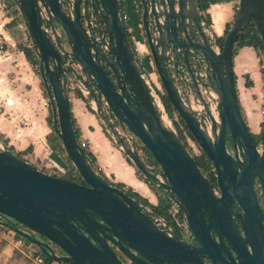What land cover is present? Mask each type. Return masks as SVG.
Wrapping results in <instances>:
<instances>
[{
	"label": "water",
	"instance_id": "water-1",
	"mask_svg": "<svg viewBox=\"0 0 264 264\" xmlns=\"http://www.w3.org/2000/svg\"><path fill=\"white\" fill-rule=\"evenodd\" d=\"M11 2L37 58L52 130L81 183L45 173L17 152L0 145V216L5 220L0 221V226L34 244L51 260L69 264H123L119 255L136 264H196L197 253L211 264H236L222 261L225 251L220 244L239 257L237 264H264L258 246L251 244L248 253L240 251L238 237L228 219L214 214L217 208H223L219 201L224 185L231 184L224 181L223 174H235L230 171V162L241 167L238 177L256 175L264 191V111L259 141L255 144L237 102L231 69L235 40L248 22L264 50V0H238L233 21L217 53L199 23L198 0H133L136 24L156 80L214 166L220 197L214 195L209 181L171 125H164L160 110L150 97L143 78L145 70L135 57L132 43L136 28L131 25L129 31L125 30L121 18L122 0H63L65 7L62 0ZM170 54L186 65L196 54L198 60L205 62L208 82L200 84L213 93L217 121L191 79L208 121L207 128L195 117L196 111L188 102L180 101L165 65ZM261 64L264 79V54ZM69 77L81 83L93 103L92 111L147 184L182 208L184 223L195 245L158 229L141 204L98 173L71 125L66 89ZM116 124L148 150L158 165L159 179L137 154L133 143L127 145ZM226 140L234 150L232 159L225 151ZM235 201L242 206L237 198ZM201 209L208 213L210 228L219 234L218 247L195 215ZM242 229L247 238L243 224Z\"/></svg>",
	"mask_w": 264,
	"mask_h": 264
},
{
	"label": "crops",
	"instance_id": "crops-1",
	"mask_svg": "<svg viewBox=\"0 0 264 264\" xmlns=\"http://www.w3.org/2000/svg\"><path fill=\"white\" fill-rule=\"evenodd\" d=\"M206 1L204 13L209 18L206 28L214 37L222 36L225 26L233 21L238 0ZM11 8H0V138L15 152L23 151L29 146L30 150L21 155L27 162L63 173L66 166L60 155L49 149L45 142V135L51 128L46 121L50 108L48 101L44 99L42 81L17 47L31 46V43L25 30L16 25L19 22L11 24ZM201 13L199 10L200 24L203 22ZM121 14L125 15L128 28L131 25L136 28L132 43L136 59L147 72L146 74L143 70V75L150 81H156L151 60L147 57V50L136 24L137 12L133 0H122ZM256 57L252 47L242 46L236 50L231 64L239 107L247 126L254 132L263 120L261 107L264 89L262 71L256 63ZM244 74L251 82L248 87L244 86ZM75 93L67 96L69 113L77 129L78 139L84 141L83 148L93 156L98 173L112 182L123 183L154 204L155 195L147 183L137 175L133 165L126 161L123 152L107 136L103 124L91 111L86 99ZM0 229V264H41L42 257L38 262L20 254L5 227L0 226Z\"/></svg>",
	"mask_w": 264,
	"mask_h": 264
},
{
	"label": "flooded vegetation",
	"instance_id": "flooded-vegetation-1",
	"mask_svg": "<svg viewBox=\"0 0 264 264\" xmlns=\"http://www.w3.org/2000/svg\"><path fill=\"white\" fill-rule=\"evenodd\" d=\"M62 3H63V0H62ZM63 6L65 7L64 3H63ZM124 26H125V30L129 31L130 27L128 28L126 21H124ZM150 82L152 84L159 86L157 81H150ZM262 103H263L262 107L264 111V101L263 100H262ZM263 111H262V115H263ZM173 118L174 120H176V117L174 116V114H173ZM261 124L259 123L258 130L254 132L249 129V127L247 126L245 122L247 130L250 133L251 139L255 144H257L259 141V131L261 129ZM182 129H183L182 127H178V129H176L177 132L179 130L181 141L183 142L185 148L191 155L198 170L209 181L210 186L214 192V195L216 197H220L221 191L218 189V186H217L216 171H215L214 166L211 164V161L205 156V154L201 151V149L195 143V141L193 140V138L191 137L187 129L185 128V131ZM225 151L229 155V157L232 159V156L234 155V150L232 149L229 140H226L225 142ZM229 168L231 172L235 171V174H229V173L223 174L224 181L230 182L231 184H230V187L227 186L229 184L224 185V188H225L224 194L221 200L219 201L222 203L223 208L221 209L217 208L214 214L216 216H219L220 219H223V217H226L228 219L232 232L236 233L238 237V241L240 244L239 245L240 251L248 253L250 250L249 249L250 245L254 244L253 245L254 247H256V245L258 246L257 251L260 253L261 257L264 258V191L262 187L260 186V180L257 178L256 175H253L251 178H248L247 176H244V175H242V177H238L241 167L235 166L233 162L229 163ZM233 186H234V190H233ZM159 191L162 194H164L161 190ZM235 198H237L241 202L242 206H239L236 203ZM156 202H157V199L155 203ZM217 204L219 206L218 202ZM143 207L149 212V218H151L150 217L151 215H158V216L160 215L165 219L166 223H169V224L171 223L172 217L170 215V212H169L170 210L168 209V207H166L164 214H157L151 208L145 207V206ZM183 214H184V211L182 210L181 207L177 205L176 216L179 217L181 221H182ZM195 215H198L200 217L203 225L206 226L208 237L214 242V245L217 246L216 243L219 241L218 239L219 234L215 233L213 229L210 228L209 225L211 221L208 219L207 211L203 209L197 210ZM239 219H241L242 221L241 223L245 226L247 230V233H248L247 238H245L243 234L242 224L240 223ZM171 226H172L171 232L174 238L181 239L187 244L195 245V239L193 238L191 232L188 230V228L183 222H181L179 227L176 224H173ZM31 235L36 238L41 239L36 234H31ZM51 247L55 251H57L56 247L52 245ZM219 247L220 249H222V252L225 251L224 253L221 254L223 262L234 261L237 264V262L239 261V257H236L235 254L232 253V251H228V249L224 247L223 244H220ZM119 258L123 264H136L134 262L127 260L125 257H122V255L121 256L119 255ZM195 262L196 264H211V262L201 253L196 254Z\"/></svg>",
	"mask_w": 264,
	"mask_h": 264
},
{
	"label": "built area",
	"instance_id": "built-area-1",
	"mask_svg": "<svg viewBox=\"0 0 264 264\" xmlns=\"http://www.w3.org/2000/svg\"><path fill=\"white\" fill-rule=\"evenodd\" d=\"M11 1V0H10ZM7 3L8 0H0V8L4 9L7 7ZM14 6V5H13ZM15 8V7H14ZM18 13V12H17ZM20 17V16H19ZM121 18L123 19V21H125L126 17L125 15H121ZM201 27L203 29V32L205 34V36L207 37L208 43L210 45V47L213 49L214 52H218L219 51V46L217 45L216 41H215V37L211 34V32L206 28V24L203 22H201ZM18 27L20 29H24L22 22L20 21L18 23ZM45 29L48 31V27H45ZM191 51V50H189ZM198 54H196L195 56L191 57L190 61H189V65H186L182 62V60L179 59V57H175L173 54H170L169 56H167L165 58V65L167 67V70L170 74L171 80L173 82V85L176 89V92L180 98V101L183 104H186L188 102V104L193 108L194 111L193 112L195 117L197 119L201 120V123L203 124V126H205L206 128L208 127V121L206 119L205 116H203L202 114V105L200 104L197 95L194 93L193 91V86H192V81L194 80L195 85L197 87L198 93L199 95L203 98L204 102L207 105V109L208 111L212 114L213 118L215 121H217V112H216V108H215V101H214V96L212 91L207 87V86H202L200 84V82H205L207 83V76L205 74V62L202 60H198ZM259 68H262V64L260 63ZM32 69L35 71V73L38 75V64L37 62L35 64L32 65ZM191 77H193V80L191 79ZM144 81L146 82L148 89H149V93H150V97L152 99V101L155 103V105L159 108L160 110V115L163 116L168 123L171 125L172 129L177 133V130L175 128V126L173 125V123L171 122L170 118L167 116L164 106L162 104L161 98H160V91L161 89L159 88V86L152 84L147 77H145V75H143ZM66 89H67V96H68V92L69 91H77L81 97H83L84 99H86L87 104L89 105V107L93 108V103L92 101L85 95V92L83 91L82 85L80 82L74 80L73 78L69 77L66 81ZM47 100V98H46ZM261 110L263 111V107H261ZM116 127L118 128V130L122 133L124 139L126 140V143L128 146H130L133 143V146L137 152L138 147L137 144H140L138 142L137 139H135V137L131 138L130 135L126 134L125 128H122L120 126H118L116 124ZM185 131V129H182ZM110 137L112 139V142L116 145V147L119 149V145L117 142H115L110 134ZM78 143L80 144L81 147H84V141L82 139H78ZM120 150V149H119ZM138 154V153H137ZM149 167L153 168V174L155 175V177L157 179H159L158 175H157V171L159 170L158 165H152L149 164L145 159H143L142 157H140ZM137 175H141L139 172H137ZM169 201V206L168 209L170 210V215H171V223H166L165 219L162 216H158V215H151L150 219L151 221L155 224V226L164 231L165 234L169 235V232H171V225L176 224L178 227L181 224V222L184 223L183 217H182V221L179 219V217L176 216V212H177V205L174 201L168 199ZM0 221H5L4 218H2L0 216ZM185 224V223H184ZM8 231H11L12 233H14L12 230L5 228ZM187 232V231H186ZM16 234V233H15ZM11 241L14 245V247L25 257L30 258V259H35L36 261L40 262L41 261V252L38 249L37 246H35L34 244L30 243L29 241H27L26 239H24L21 236H14L11 235ZM49 264H69L66 261H54L51 260V262Z\"/></svg>",
	"mask_w": 264,
	"mask_h": 264
},
{
	"label": "trees",
	"instance_id": "trees-1",
	"mask_svg": "<svg viewBox=\"0 0 264 264\" xmlns=\"http://www.w3.org/2000/svg\"><path fill=\"white\" fill-rule=\"evenodd\" d=\"M7 6L8 7H12L11 10L9 11V14L12 15L11 24L14 23L16 18L18 20L17 22H20L21 19H20L18 13H17V10L14 8V6H13V4H12V2L10 0H8ZM206 6H207V1L206 0H198V7H199V10L202 12L201 13V20H203L205 24H208L209 23L208 15L206 13H204V10H205ZM228 27H229L228 25L225 26V29H224V32H223L222 36L215 37V41H216V43H217V45L219 47L222 45L223 37H224V34L226 33V30L228 29ZM242 46H250V47L253 48L254 51H256L258 49L263 50L261 40H260L259 36L256 34V32H255V30H254V28L252 26V23H250V22H248L244 26V28L240 31V33L238 34V36H237V38L235 40L234 50H233V53H232V56H231V64H232V57L235 54L236 50L239 47H242ZM17 47L23 53L26 61L29 64L33 65V64H35L37 62V58L35 57L31 46L17 45ZM243 77H244V86L245 87L250 86L251 82L248 79L247 75L244 74ZM233 78H234V75H233ZM160 98H161V101H162V104L164 106V109H165V112H166L167 116L170 118L171 122L176 127V129H178V127H182L183 129H185L186 127H185L183 121L175 114V111L172 108L171 104L169 103V100H168L167 96L165 95V93H164L162 88H161V91H160ZM173 114L176 117V120H174ZM69 116H70V121H71V125H72V128H73V131H74L76 139L78 141L77 129H76L75 125H74V121H73L70 113H69ZM46 121H47L48 125L51 128V131L45 135V142H46L47 146L52 151H58L63 156L64 160L66 162H68V167L64 170V172L61 175H56V174H50V175L60 176V177L69 179V180H71L73 182L81 183V179L77 175L76 171L70 165L68 159L64 156V152L62 150V147H61L60 140H59L58 136L52 130L50 113L46 117ZM177 135L179 137H181L179 135V130L177 132ZM0 140L2 141V144H3V146L5 148H7L9 150H13L11 146H7L6 145V142L4 140H2V138H0ZM137 147H138L137 153H138V155L140 157L145 159L149 164L156 165L155 161L152 159V157L149 154L148 150L144 146H142L141 144H137ZM29 150H30V147L28 146L23 151H17V154L21 156L22 154H24L25 152H27ZM86 153L89 156V158L91 159V161L94 163L93 156L88 151H86ZM126 161L129 164H131L130 161L127 158H126ZM34 166L37 169H39L41 171H44L41 168H39L38 166H36V165H34ZM44 172L47 173L46 171H44ZM103 178H104V180L107 183H109V184H111L113 186H116V187L120 188L121 190H123L127 195L132 197L137 203L141 204L142 206L151 208L157 214H164L166 207L169 206L168 198H167V196L165 194H162L161 196H158L157 197V202L155 204H152L145 197L139 195L136 191H133L131 188H126L125 189L123 187L124 186L123 183H121V182H112V181L108 180L105 176H103ZM141 179L145 183H147V180L145 178H143L142 176H141ZM148 186L153 191L156 190V189L154 190V188H152L150 185H148ZM6 231H7V233H9L11 235L18 236L17 234L12 233L11 231H8V230H6ZM41 256H42V264H49L51 262L50 257L45 256L42 253H41Z\"/></svg>",
	"mask_w": 264,
	"mask_h": 264
},
{
	"label": "rangeland",
	"instance_id": "rangeland-1",
	"mask_svg": "<svg viewBox=\"0 0 264 264\" xmlns=\"http://www.w3.org/2000/svg\"><path fill=\"white\" fill-rule=\"evenodd\" d=\"M18 20H17V18H16V21H14V24H15V22H17ZM16 25H18V24H16ZM255 54H256V63H257V65H260V63H261V60H262V57H263V54H264V50H261V49H258V50H256L255 51ZM264 80V79H263ZM157 81V80H156ZM263 84H264V81H263ZM158 85H159V83H158ZM41 86H42V90L44 91V89H43V84H41ZM159 88H160V86H159ZM76 92V93H75ZM72 93H75V95H79V93L77 92V91H69L68 92V96L70 97L71 96V94ZM44 99H45V101H47L46 100V95L44 96ZM263 101H264V89H263ZM49 115V114H48ZM105 133L107 134V136H109V138L111 139V137H110V133L108 132V131H106V129H105ZM112 140V139H111ZM0 145H2L3 146V144H2V141L0 140ZM4 147V146H3ZM5 148V147H4ZM59 155H60V158H61V161L64 163V165L66 166V168L68 167V162H66L65 160H64V158H63V156L58 152V151H56ZM39 168H41L42 170H44V171H46V172H48V174H56V175H61L62 173H59V172H55V171H51V170H49V169H47V168H44V167H42L40 164H37V163H35ZM64 172V171H63ZM142 175H139V177H141ZM108 179V178H107ZM109 180V179H108ZM148 186V185H147ZM125 189L126 188H129V187H126V186H123ZM149 187V186H148ZM149 189H151L150 187H149ZM155 190V189H154ZM151 192H152V194H154L155 195V197H156V199H157V197L158 196H161L162 195V193L159 191V190H155V191H153L152 189H151ZM147 199V198H146ZM148 200V199H147ZM149 201V200H148ZM1 230V229H0ZM16 253H18L17 251H16ZM19 254V253H18ZM21 254V253H20ZM41 264H42V262H40Z\"/></svg>",
	"mask_w": 264,
	"mask_h": 264
},
{
	"label": "bare ground",
	"instance_id": "bare-ground-1",
	"mask_svg": "<svg viewBox=\"0 0 264 264\" xmlns=\"http://www.w3.org/2000/svg\"><path fill=\"white\" fill-rule=\"evenodd\" d=\"M126 16H127V15H126ZM126 21H127V19H126ZM160 117H161V119H162L164 125L168 127V126H169L168 121H167L163 116H160Z\"/></svg>",
	"mask_w": 264,
	"mask_h": 264
}]
</instances>
